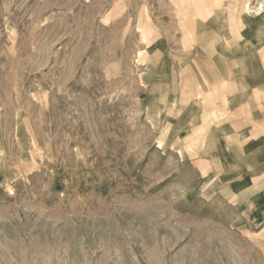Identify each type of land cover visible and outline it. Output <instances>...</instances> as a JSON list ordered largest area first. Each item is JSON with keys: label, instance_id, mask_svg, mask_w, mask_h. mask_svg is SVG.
<instances>
[{"label": "rangeland", "instance_id": "374dc122", "mask_svg": "<svg viewBox=\"0 0 264 264\" xmlns=\"http://www.w3.org/2000/svg\"><path fill=\"white\" fill-rule=\"evenodd\" d=\"M203 3L0 0V264H264L234 102L172 43Z\"/></svg>", "mask_w": 264, "mask_h": 264}, {"label": "crops", "instance_id": "0c3cea01", "mask_svg": "<svg viewBox=\"0 0 264 264\" xmlns=\"http://www.w3.org/2000/svg\"><path fill=\"white\" fill-rule=\"evenodd\" d=\"M227 1V7L216 10L213 0H204L190 29L180 30L172 43L198 46L201 53L191 62L202 63L206 74L220 78L221 92L228 94L224 100L234 102L220 115L222 165L239 169L228 179L237 184L238 195L245 196L247 216L264 224V6L254 12L242 5L228 7Z\"/></svg>", "mask_w": 264, "mask_h": 264}, {"label": "bare ground", "instance_id": "6f19581e", "mask_svg": "<svg viewBox=\"0 0 264 264\" xmlns=\"http://www.w3.org/2000/svg\"><path fill=\"white\" fill-rule=\"evenodd\" d=\"M173 1V0H172ZM217 1V0H216ZM242 1V0H241ZM254 1V0H253ZM260 5L259 8L257 7H252L251 9L254 10V12H259L263 6H264V0H256ZM175 2V1H174ZM226 2V1H225ZM251 2V1H250ZM218 3V2H217ZM258 5V4H257ZM214 6V7H213ZM253 6V5H252ZM170 7V6H169ZM212 7L215 8L216 10H219L216 8L215 4H212ZM223 8V7H222ZM225 9V8H224ZM212 15V14H211ZM200 21V20H199ZM225 21V20H224ZM205 22V21H204ZM176 25V24H175ZM177 28V27H176ZM178 30V29H177ZM223 32V31H222ZM199 33V32H198ZM196 35V34H195ZM164 36V35H163Z\"/></svg>", "mask_w": 264, "mask_h": 264}]
</instances>
